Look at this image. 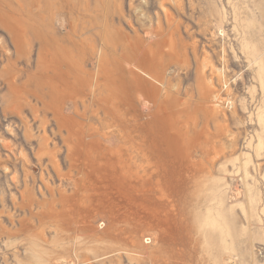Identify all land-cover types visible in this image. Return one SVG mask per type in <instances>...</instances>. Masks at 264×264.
I'll return each instance as SVG.
<instances>
[{"label":"rangeland","instance_id":"1","mask_svg":"<svg viewBox=\"0 0 264 264\" xmlns=\"http://www.w3.org/2000/svg\"><path fill=\"white\" fill-rule=\"evenodd\" d=\"M0 264H264V0H0Z\"/></svg>","mask_w":264,"mask_h":264},{"label":"bare ground","instance_id":"2","mask_svg":"<svg viewBox=\"0 0 264 264\" xmlns=\"http://www.w3.org/2000/svg\"><path fill=\"white\" fill-rule=\"evenodd\" d=\"M56 41H57V43H58V39L56 38ZM59 44V43H58ZM78 44H79V42H78ZM77 46V45H76ZM44 48V47H43ZM66 66V65H65ZM69 66V65H68ZM142 66V65H141ZM140 66V67H141ZM79 70H77V72L78 71H82V73H83V67L81 66V65H79ZM63 68V67H62ZM62 68H60V67H58V74L57 75H59L60 77H62V78H65L66 80H65V82H61V81H56L55 83L54 82H52L53 83V88H57V89H59V88H61V90L60 91H58V93H57V97L59 98V97H61V96H63V95H65L66 93L65 92H69V93H71V97L73 96V95H75V94H72V92L74 93V89H72V87H74V86H76V85H82L81 84V82L83 83V81H84V77H85V75L83 76L81 73L80 74H78L76 71H71V70H69V69H67L66 71H64V72H62L63 70H62ZM126 72H124L123 74L124 75H130L131 77H132V79L135 81V78H137V77H139V75H138V73H136L132 68H130V69H128V70H125ZM123 72V71H122ZM121 71H120V73H122ZM75 75H76V80H74V77H75ZM58 77V76H57ZM100 78V77H99ZM85 82V81H84ZM62 87H63V89H62ZM119 90V89H118ZM72 91V92H71ZM53 96V95H52ZM71 99V98H70ZM65 105V104H64ZM63 107V106H62ZM64 108V107H63ZM63 108H62V110H63ZM62 110H61V112H62ZM61 119H62V117H61Z\"/></svg>","mask_w":264,"mask_h":264}]
</instances>
